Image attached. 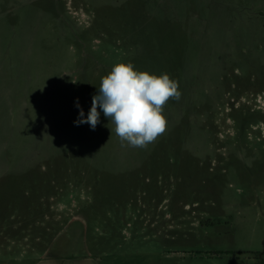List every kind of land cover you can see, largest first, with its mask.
Listing matches in <instances>:
<instances>
[{
  "label": "rangeland",
  "instance_id": "obj_1",
  "mask_svg": "<svg viewBox=\"0 0 264 264\" xmlns=\"http://www.w3.org/2000/svg\"><path fill=\"white\" fill-rule=\"evenodd\" d=\"M120 62L182 94L144 149L75 123ZM87 252L264 264V0H0V264Z\"/></svg>",
  "mask_w": 264,
  "mask_h": 264
},
{
  "label": "clouds",
  "instance_id": "obj_2",
  "mask_svg": "<svg viewBox=\"0 0 264 264\" xmlns=\"http://www.w3.org/2000/svg\"><path fill=\"white\" fill-rule=\"evenodd\" d=\"M181 95L178 82L168 73L156 75L139 71L130 62H120L101 78L87 118L81 109L75 123H87L95 130L100 122V108L115 126L122 146L144 149L166 132L164 108L169 100L178 102ZM76 106L79 108L78 101Z\"/></svg>",
  "mask_w": 264,
  "mask_h": 264
},
{
  "label": "crops",
  "instance_id": "obj_3",
  "mask_svg": "<svg viewBox=\"0 0 264 264\" xmlns=\"http://www.w3.org/2000/svg\"><path fill=\"white\" fill-rule=\"evenodd\" d=\"M2 264H12V263H2ZM30 264H100V260L91 252L87 254L78 256L73 254L71 256H55L51 258H45L40 261H35Z\"/></svg>",
  "mask_w": 264,
  "mask_h": 264
}]
</instances>
